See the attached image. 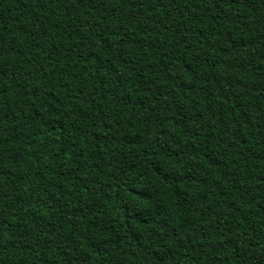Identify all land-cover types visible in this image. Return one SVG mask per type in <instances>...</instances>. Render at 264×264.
<instances>
[{"label":"trees","instance_id":"trees-1","mask_svg":"<svg viewBox=\"0 0 264 264\" xmlns=\"http://www.w3.org/2000/svg\"><path fill=\"white\" fill-rule=\"evenodd\" d=\"M0 264H264V0H0Z\"/></svg>","mask_w":264,"mask_h":264}]
</instances>
